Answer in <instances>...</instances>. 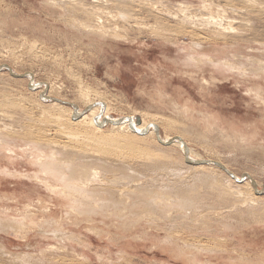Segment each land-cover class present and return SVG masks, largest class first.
<instances>
[{"label":"bare ground","instance_id":"1","mask_svg":"<svg viewBox=\"0 0 264 264\" xmlns=\"http://www.w3.org/2000/svg\"><path fill=\"white\" fill-rule=\"evenodd\" d=\"M89 1L46 0L45 4L61 13L69 26L75 27L79 34L92 42L138 44L142 36H147L166 50H169L167 45H173L177 51L184 52L186 60L182 65L201 75L209 72L213 82H221L222 85V80L227 82L236 78L242 84L264 83V58L250 56L244 59L248 61L249 68H246L241 64L242 57L235 51L239 41L248 42L250 37H254L252 21L258 24L263 22L264 25V2ZM5 18L1 14L0 24ZM171 28L192 39L189 49L177 48L178 43L170 42L169 37L175 32ZM142 46L145 47L144 41ZM261 46L264 47V43ZM253 51L250 48L249 54H253ZM258 54L263 55L264 50ZM3 69L5 71H1ZM3 74L10 80H27L32 91L30 85L39 84L33 81L32 74L17 75L7 65L0 64V77ZM202 81L209 84L206 79ZM260 83L257 87L249 88L247 96L256 103L264 104V87ZM35 90H38L37 97L41 101V104H37L40 111L37 117L44 124V129L31 127L32 120L28 115L14 114V110H0V121L5 119L4 122H9L8 125L3 123L5 129H0V180H11L20 186L31 184L38 191L43 188L44 197L48 200L66 203L67 218L98 216L110 220L114 226V222L119 220L117 226L121 228L140 222L139 218H145L150 228H156L158 222L162 224L169 218L170 213L174 216L168 224L173 220L178 222L176 225H184L186 220L194 224L204 219L201 228L205 232H210L211 222L217 227L226 228L227 220L242 222L245 219L249 223L264 225V199L260 197L264 190L257 189L253 176L244 174L238 178L224 162L203 158L187 147L184 142L187 138L182 139L179 134H163L160 138L159 120L157 122L153 117L148 120L147 115L138 110H133L126 117L115 116V109L89 89H82L81 92L83 109L52 97L45 83ZM170 102L176 109L177 105L172 100ZM198 114L206 120L207 125L212 126L213 116ZM197 133V138L202 137L201 133ZM220 136L223 142L235 141V137L227 133ZM104 147L108 148L106 153V149L102 151ZM152 149H155L154 152ZM174 149L179 155L180 165L164 160L166 157L163 154ZM262 152L264 154V150ZM20 155L26 158V165L33 170L31 174L14 167L13 159ZM4 161L7 165H3ZM185 173L189 175L185 177ZM170 175L173 179L167 180ZM146 176H150L151 180ZM38 191H34V194H39ZM209 195L211 200H207ZM26 207L29 209L28 205ZM44 210L49 220L41 224L29 212L15 219L8 218L7 210H1L0 232L11 229L15 233L29 234L33 231L42 233L44 237V234H48L43 230L47 225L55 227L50 235L57 238L59 226L50 218L51 208L46 206ZM165 227L168 233L170 228ZM65 240L76 243L77 237L66 235ZM172 241L174 243L170 236H166V243L171 244ZM181 248L212 252L187 243ZM4 250L5 246L0 245L1 253L5 254ZM49 250L57 251V247ZM17 258L27 259L26 256Z\"/></svg>","mask_w":264,"mask_h":264},{"label":"rangeland","instance_id":"2","mask_svg":"<svg viewBox=\"0 0 264 264\" xmlns=\"http://www.w3.org/2000/svg\"><path fill=\"white\" fill-rule=\"evenodd\" d=\"M45 3L46 0H0V16H6L0 24V64L7 65L17 75L30 73L33 81L39 83L30 85L32 91L27 80H10L3 74L0 77V110L28 115L32 120L30 126L42 130L44 124L37 117L40 112L37 104H41L38 90H35L38 85L47 84L52 97L80 109H83L82 89H89L115 109V116L126 117L138 110L147 115L148 120L153 117L159 120L160 138L163 134H179L182 139L187 138L184 140L187 147L203 158L224 162L238 178L244 174L253 176L257 189L264 190V104L247 96V90L259 86V81L258 84H242L235 78L227 82L222 80V85L213 82L209 72L201 75L182 65L186 60L184 52L177 51L173 45H167L169 50H166L147 36H142L138 44L92 42ZM251 24L254 37L248 42L239 41L235 49L246 68H249L248 61L244 59L264 58V54H258L264 50L261 46L264 43L263 22L252 21ZM169 40L178 43L177 48L184 49H189L192 43L190 37L177 31L171 33ZM250 48L253 54H249ZM260 85L264 87L263 82ZM171 100L177 105L176 109ZM200 112L214 117L212 126L199 116ZM4 121H0V129L9 124ZM197 132L202 137L197 138ZM225 133L235 137L234 143L222 141L220 134ZM102 151L106 153L108 148ZM176 151L163 154L164 160L180 165ZM25 159L21 155L14 157V167L31 174L33 170L26 165ZM146 178L151 180L150 176ZM166 179L173 178L170 175ZM40 190L31 184L20 186L11 180H0V213L7 210L8 218L17 219L29 212L41 224L49 220L45 217L44 207L47 206L51 208L50 218L59 226L57 238L50 235L55 227L47 225L43 230L48 234L44 237L33 231L29 234L15 233L11 229L0 232V245L5 246V254L0 251V264H264L263 224L249 223L245 219L238 223L227 220L223 228L211 222L212 230L205 232L201 228L204 219L194 224L189 220L184 225H176L178 222L174 220L168 224L174 216L170 213L162 224L158 222L159 229L150 228L145 218H139L140 222L134 225L128 223L131 227L121 228L117 226L119 220L114 226L110 220L98 216L67 218L66 203L48 200L44 197V189ZM263 195L264 192L260 197L264 199ZM210 197L207 200H211ZM26 205L32 211L25 208ZM165 225L170 228L168 233ZM66 235L77 237V242L68 243ZM166 236L175 244L173 241L166 243ZM184 243L212 252L182 249ZM52 247H57V251H50ZM22 256L28 260L17 258Z\"/></svg>","mask_w":264,"mask_h":264}]
</instances>
